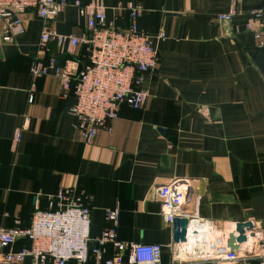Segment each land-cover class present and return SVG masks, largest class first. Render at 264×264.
<instances>
[{
	"label": "crops",
	"instance_id": "0c3cea01",
	"mask_svg": "<svg viewBox=\"0 0 264 264\" xmlns=\"http://www.w3.org/2000/svg\"><path fill=\"white\" fill-rule=\"evenodd\" d=\"M65 1L51 20L24 13V32L13 42L3 41L0 29V229L28 227L35 206L45 209L60 186L72 187L90 209L91 243L105 226V210L118 208L117 239L158 244L168 261L173 230L154 189L186 179L192 184L186 213L198 222L189 230L198 240L191 237L192 245L183 249L213 256L237 222L251 221L255 236L247 233L233 264H264V50L245 31V15L228 24L215 17L232 7L246 14L264 0ZM75 1L101 5L106 22L118 27L127 24L126 4H141L137 30L159 56L143 105L136 110L122 105L109 122L111 130L102 128L88 145L72 128V91L64 94L52 72L29 73L33 61L48 56L73 75L86 64L85 43L72 55L60 52L54 41L40 51L45 26L76 36L87 30L86 13ZM28 245L19 239L13 249ZM187 264L213 262L198 255Z\"/></svg>",
	"mask_w": 264,
	"mask_h": 264
},
{
	"label": "built area",
	"instance_id": "2783aa9c",
	"mask_svg": "<svg viewBox=\"0 0 264 264\" xmlns=\"http://www.w3.org/2000/svg\"><path fill=\"white\" fill-rule=\"evenodd\" d=\"M66 5L65 0H0L2 40L13 42L24 32V13L35 11L40 19L51 20ZM73 5L85 11L87 30L76 36L58 34L45 26L40 34V51L44 54L47 43L54 41L60 52L72 55L78 45L85 43L89 45L86 64L73 75L62 70L53 56H48L44 62L33 61L29 73L39 77L52 72L60 78L64 94L72 91V128L81 142L88 145L102 128L111 130L109 122L118 117L122 105L134 110L143 105L150 95L149 76L159 56L145 34L137 30L135 19L143 11L141 4L135 1L126 4L125 27L107 23L101 5L84 6L78 1ZM242 15L246 16L245 31L252 35L258 48L264 50V2L246 14L232 7L218 12L215 17L219 24H228ZM164 37L163 33H158L159 39ZM32 101L30 94L28 102ZM19 136L17 131L15 139ZM191 194L192 184L186 179L175 178L154 189L165 223L172 225L175 218H186L188 230L191 222L197 226L198 222L186 213ZM118 214V208L105 210V226L91 243L89 207L75 188L60 186L49 196L45 209L35 206L28 227L0 229V264H24L27 258L31 264H87L91 258L95 264H187L198 255L212 260L213 264H233L240 259L238 252H229L225 246L219 247L213 256L205 251L196 253L192 247L183 249L194 241L186 235L185 243L172 244V255L164 261L158 244L125 243L117 239ZM19 239L27 240L29 245L13 249ZM108 245L113 248L110 255Z\"/></svg>",
	"mask_w": 264,
	"mask_h": 264
},
{
	"label": "water",
	"instance_id": "95a60500",
	"mask_svg": "<svg viewBox=\"0 0 264 264\" xmlns=\"http://www.w3.org/2000/svg\"><path fill=\"white\" fill-rule=\"evenodd\" d=\"M188 219L175 218L172 222L173 241L175 243H185L186 235L198 240V234L196 231L192 232L188 230ZM254 223L251 221L237 222L233 229L227 234L225 239V247L229 252H239L243 243L248 240L247 233L250 237L255 236Z\"/></svg>",
	"mask_w": 264,
	"mask_h": 264
}]
</instances>
